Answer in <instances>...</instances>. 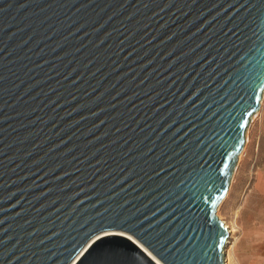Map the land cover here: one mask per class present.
<instances>
[{
	"label": "water",
	"instance_id": "1",
	"mask_svg": "<svg viewBox=\"0 0 264 264\" xmlns=\"http://www.w3.org/2000/svg\"><path fill=\"white\" fill-rule=\"evenodd\" d=\"M235 7L232 0H0V264H57L89 229L95 234L83 248L95 242L96 250L83 264L112 252L137 256L140 249L118 235L130 227L121 220L161 207L147 225L168 211L164 197L174 185L152 173L177 159L182 141H171L212 114L211 95L228 79H220L224 68L242 56L264 61L259 45L238 43L221 54L235 40L228 29L243 12ZM244 15L255 21L252 31H264V10ZM221 59L224 68L209 81ZM206 123L218 141L233 143L235 123ZM240 152L223 157L227 189ZM171 215L150 231L166 234L176 224L164 227ZM211 222L223 223L216 215Z\"/></svg>",
	"mask_w": 264,
	"mask_h": 264
},
{
	"label": "snow or ice",
	"instance_id": "2",
	"mask_svg": "<svg viewBox=\"0 0 264 264\" xmlns=\"http://www.w3.org/2000/svg\"><path fill=\"white\" fill-rule=\"evenodd\" d=\"M232 4L236 5L234 11L243 9V12L236 17L235 22L228 29L231 32L229 40H232V37H235V40L229 46L224 47L221 54L237 48L238 43L250 44L253 47L259 45L264 48V31L260 27L252 31L250 24L255 23V21L251 17L246 19L244 15L249 10H264V0H243L239 4H236V0H232ZM231 6L227 5V7ZM213 7H215V4ZM228 15L230 16L231 13ZM207 22L206 20L204 23ZM200 27H203V24ZM197 31H199V28H197ZM252 50V48H249V52ZM211 59L215 60L216 58L212 57ZM232 59L233 56L228 57L229 61ZM246 60L247 56H242L235 66L230 65L228 68H224L225 61L223 59L219 64L214 63L217 64L216 71L209 81H215L222 68H224V72L220 75V79L223 80L225 76L228 79L219 85L214 95H211L215 97L212 99V103L208 104L212 114L209 116L208 113L203 119H199L198 124L192 123L182 136L173 139L172 144H176L177 140L182 141L177 150L172 153V156L177 157V159L172 160L171 157H167L166 159L169 162L162 165L158 171H153V176L160 177V180L163 178L165 183H173L174 185L173 189H166L168 195L164 197L168 200V203L163 208L168 209V211L164 212L158 220L147 225H144L143 221L147 220L149 216H155L161 207L156 208L154 212L144 216L143 219H133L135 213H131V217H124L121 220L122 224L128 223L130 227L121 231L118 235L126 236L127 240L140 249L137 256L128 258L123 253H106L97 256L92 264H139L140 261H143V264H224L225 247L229 240L228 230L223 223L213 224L211 222L215 213L210 216L209 207L215 208L216 202L222 198V194L228 191L226 169L230 165L228 160L223 157L232 158L242 150L245 143L241 138L243 135L242 130L247 127L248 119L253 114L258 113L262 103H264L261 98V94L264 93V61L248 64ZM203 63H208V60ZM200 66L203 67V64ZM216 84H219V81ZM203 87L207 88L208 84H204ZM199 91L200 89H197V92ZM180 95H183V93H180ZM193 95L196 94L193 93L184 100L180 107L183 108L184 104H187ZM217 96L219 99L216 98ZM192 107L195 108L196 105L193 104ZM214 108L215 111H213ZM221 112H227V115L221 117ZM233 113L236 114L233 115ZM176 114L179 115V112ZM193 119L198 118L193 117ZM220 120L235 123L232 144H229L227 140L218 141L216 137L219 132L215 128L210 129L208 127L209 123H206V121L210 123L216 121L219 124ZM185 122L188 123L187 117H185ZM183 127L184 124H180L175 131H179ZM193 129H196V131L193 132ZM220 131H224V129L221 127ZM189 133L193 134L189 136ZM173 135H175V132H173ZM214 154H220L222 159L217 161ZM173 169L180 173L178 183H175L177 176ZM161 173L166 174L161 177ZM220 177L225 178L219 179ZM149 179H151V176ZM218 179L219 184L217 183ZM159 186L157 185V187ZM248 187L252 197L259 199L261 210L264 212V181L257 189L250 180ZM160 195L163 196V192ZM76 203H82V201ZM97 203H100V201L97 200ZM169 208H171V211H169ZM102 211L107 213L108 209L105 208ZM169 214H172L171 219L164 227L166 228L168 224L176 221L174 227L164 235H161L164 228L150 231L153 224H158L159 220H163L164 216ZM108 215H115L116 219L120 220L124 214L112 212ZM96 216H101V212H97ZM133 220L135 223H133ZM85 222L87 223V220ZM128 232L131 235H126ZM57 234L53 233V235ZM94 234L92 229L78 233L77 237L73 238L72 245L61 251L57 264H77V261L83 264L82 258L86 257L85 253L91 257L96 250L94 249L95 242L89 248H83L84 244L88 243L91 235ZM105 235H108V233H105ZM100 239L101 237L97 236V240ZM81 249L83 250L81 251Z\"/></svg>",
	"mask_w": 264,
	"mask_h": 264
},
{
	"label": "rangeland",
	"instance_id": "3",
	"mask_svg": "<svg viewBox=\"0 0 264 264\" xmlns=\"http://www.w3.org/2000/svg\"><path fill=\"white\" fill-rule=\"evenodd\" d=\"M258 113L250 118L228 191L215 211L219 220L235 229L228 251L230 264H264V212L248 187L250 180L257 189L264 181V103Z\"/></svg>",
	"mask_w": 264,
	"mask_h": 264
},
{
	"label": "bare ground",
	"instance_id": "4",
	"mask_svg": "<svg viewBox=\"0 0 264 264\" xmlns=\"http://www.w3.org/2000/svg\"><path fill=\"white\" fill-rule=\"evenodd\" d=\"M222 222L225 225V227L227 228V230H228V236H229V240L227 241V244H226V247H225V260H224V264H230V260H229V257H228V251L230 250V248L234 244V236H233V233H234L235 229H234V227L232 225H229L228 223H226L224 221H222Z\"/></svg>",
	"mask_w": 264,
	"mask_h": 264
}]
</instances>
